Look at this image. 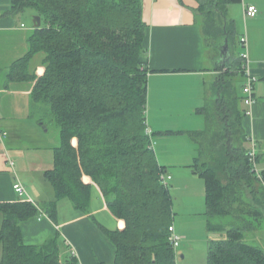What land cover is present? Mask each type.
Segmentation results:
<instances>
[{
	"label": "trees",
	"instance_id": "trees-1",
	"mask_svg": "<svg viewBox=\"0 0 264 264\" xmlns=\"http://www.w3.org/2000/svg\"><path fill=\"white\" fill-rule=\"evenodd\" d=\"M5 14L17 17L27 10L41 24L28 38L25 55L14 61L8 77L30 80L31 105H40L59 132L53 166L45 177L54 190L46 214L55 220V204L68 197L88 211L89 176L101 189L110 211L123 219L121 230L106 231L116 247L114 264H177L169 242L172 200L154 151L145 135L148 67L143 59L146 24L142 0H10ZM204 34L233 39L234 21L213 24V9L227 18L229 5L241 0H197ZM43 53L41 75L30 73L32 56ZM239 55L230 57L214 83L211 129L194 132L198 156L192 165L205 183V212L210 233L206 264H264V247L247 242L249 231L264 233V214L235 195L242 185L257 182L264 202V172L260 181L250 170L247 138L233 86L243 77ZM240 74V75H239ZM45 124V122H43ZM47 127V126H46ZM75 141V142H74ZM38 205L29 200L0 203L2 225L0 264H77L73 255L60 258L57 236L38 245L21 240L20 223L34 216ZM230 216L231 224H214ZM253 219V220H252ZM255 225V224H254Z\"/></svg>",
	"mask_w": 264,
	"mask_h": 264
},
{
	"label": "crops",
	"instance_id": "crops-1",
	"mask_svg": "<svg viewBox=\"0 0 264 264\" xmlns=\"http://www.w3.org/2000/svg\"><path fill=\"white\" fill-rule=\"evenodd\" d=\"M10 4V0H0V62H3L0 65V203L29 199L38 205L36 214L20 223L24 244L38 245L57 236L62 260L73 255L77 264H114L116 247L106 231L121 230L125 222L110 211L100 187L89 176L83 177L90 184L88 211L74 207L68 197H61L55 204V220L46 214V204L54 198V190L45 172L53 166L57 144L42 145L40 149L41 144L37 145L30 137L28 123L14 118L28 117L33 83L8 77V70L14 61L25 55L33 25L21 26L23 22L19 17L5 14ZM249 5L258 10L253 17L244 16V7ZM197 8V0H142V18L146 24L144 47L148 50L143 59L149 69L145 121L150 135L147 136L158 164L165 167L170 180H174L178 170H169L168 166H181L179 161L188 163L182 156L186 151L175 150L186 148L187 155L194 154L192 159L195 160L199 146L192 133L206 130L202 126L207 112L215 107L214 66L216 60H222L219 57L222 44L219 43L217 54L208 48L202 14ZM234 9V18L243 24L238 28L237 40L239 43L242 36L246 37L249 69L256 77L249 114L244 102V74L235 78L233 86L239 97L238 108L244 113L241 126L247 144L250 146L251 138L257 141L259 170L264 172V0H241ZM235 19L232 20L236 29ZM7 44L10 47L6 52ZM238 45L241 48L240 43ZM229 52L230 57L235 55ZM225 64L227 61L222 60L220 66ZM40 67L29 72L38 73ZM216 67L218 72V65ZM32 128L37 135L39 127ZM17 129L23 137L17 134ZM182 137L188 138V143L184 144ZM39 156H47L51 160L49 166L32 162ZM9 160L13 161V166ZM191 173H194L193 168ZM15 178L24 186L23 196L17 195L12 187ZM1 225L0 211V229ZM173 226L175 229V224ZM211 235V239L220 236L218 232ZM1 257L0 246V260Z\"/></svg>",
	"mask_w": 264,
	"mask_h": 264
},
{
	"label": "rangeland",
	"instance_id": "rangeland-1",
	"mask_svg": "<svg viewBox=\"0 0 264 264\" xmlns=\"http://www.w3.org/2000/svg\"><path fill=\"white\" fill-rule=\"evenodd\" d=\"M238 3H233L228 6L227 11L225 13V17L221 16L220 12H216L213 9V24L214 25H222V23L225 21H228V19H235V9L233 11L234 6H236ZM34 14L32 13V10H27L23 14H19L17 18L19 17V21L23 22L21 26H24L27 24L28 26L33 25L32 24V16ZM36 15V14H35ZM236 29L234 28V37L233 39H227L226 38V44L228 46L229 51H233L235 55H239L242 51V47H239V43L237 40L238 34L240 30L238 29L239 26L242 28L240 19H235ZM201 23L202 19H201ZM235 27V26H234ZM236 30V31H235ZM244 31V30H243ZM206 40L208 44V48H211L213 52L218 53V46L215 44L217 41L212 36L206 35ZM219 43L223 44L225 38L220 37L218 38ZM233 43V44H232ZM10 44L6 45V52L9 49ZM2 49L5 48L4 44L1 46ZM8 48V49H7ZM11 51V50H10ZM232 53V52H231ZM232 53V55H233ZM233 55V56H235ZM44 58L43 53H36L32 56V60H30L28 69H34L35 67H40V70L37 75H41L44 69L42 60ZM222 60L217 61L214 66V74L215 78L219 76L221 73L219 70L217 72V65H220ZM3 62H0V65L2 66ZM241 65V64H240ZM240 75V74H239ZM33 83V82H32ZM207 114L212 115L213 109L210 108ZM15 119L24 120L28 123L29 129L31 131L30 137L36 140V144H41L40 149L43 147L42 145L47 144H58L59 143V132L57 127L54 125L53 121L51 120L50 115L48 114V111L45 110L43 107H40V105H31L29 104L28 108V117H14ZM45 122V124H43ZM208 122L207 118L204 120V126L205 129H211V123ZM33 127H39L37 130V135L34 133ZM47 126V127H46ZM146 126V124H145ZM146 127L144 130L145 135L146 134ZM29 133V132H28ZM17 134L21 137H23V133L21 130L17 129ZM148 137V136H147ZM179 138V137H178ZM188 138L182 137V142L184 144L188 143L186 140ZM149 140V148L152 149L150 138ZM189 140V139H188ZM40 141V142H39ZM75 142V141H74ZM37 144V145H38ZM250 147V146H249ZM190 148V147H189ZM44 152V150H42ZM176 152H182L186 151V155H182L184 159H188V163L186 161L179 163L181 166L185 164H190V166H168L167 168L169 170H178L177 173H175L174 180H168L167 183H169L168 188L171 195L172 200V211H173V225L175 224V227L177 230L175 232L180 236L179 245L175 248V253L177 254V264H206L207 262V256H208V243L211 240V233L207 229V217L204 215V209H205V183L204 179L196 173H191L192 165H194L195 161L192 155H187L188 149H176ZM157 158L158 155L156 154ZM47 159V160H46ZM35 164H41L43 166H49L51 160L47 156L42 157L39 156L37 160L32 161ZM185 163V164H184ZM192 163V164H191ZM256 166L258 169H260L259 166L261 164L257 161ZM184 170V171H183ZM175 171V172H176ZM171 184V185H170ZM264 184V183H263ZM264 186V185H263ZM235 195L238 199L247 202L255 207H257L260 211H263L264 209V202L261 197V193L259 190V186L257 182H254L251 186L242 185L240 188L236 189ZM253 220V219H252ZM212 223L214 224H231V218L230 216L225 217H215L212 220ZM264 223V214L262 217H260L258 220L256 219L253 221V226H260ZM255 224V225H254ZM175 228V229H176ZM219 235H221V232H218ZM246 240L249 243L255 244V245H261L263 247L264 245V233L261 232L259 229L258 231H249L246 234Z\"/></svg>",
	"mask_w": 264,
	"mask_h": 264
},
{
	"label": "built area",
	"instance_id": "built-area-1",
	"mask_svg": "<svg viewBox=\"0 0 264 264\" xmlns=\"http://www.w3.org/2000/svg\"><path fill=\"white\" fill-rule=\"evenodd\" d=\"M257 12H258V10H257L256 6H254V5H249V6L244 7V16L245 17H253L257 14ZM239 43H240L241 47L243 48L239 54V57L242 61L241 69L243 71L244 80H245V83L243 85V92L245 94L244 102H245V105L247 106L246 114H249L250 113L249 106L254 101V83L256 82V77L250 73L246 37L242 36L239 40ZM146 134L148 136L150 135V131L148 129H146ZM256 148H257V141L254 138H251L250 139V147L248 150L249 161H250V165H251L250 170L254 173V175L260 181H262L261 172L256 166V163H257V150H256ZM9 164H10V166H13V161L9 160ZM160 178L165 185H168L167 181L170 180L171 176L165 172H162V173H160ZM12 187H13V189L17 195L23 196L25 194L24 186L21 184V182L17 178H15L13 180ZM169 231H170V235H169L168 239H169L171 246L175 250V248L179 245L180 236L175 232L173 224H171L169 226Z\"/></svg>",
	"mask_w": 264,
	"mask_h": 264
},
{
	"label": "water",
	"instance_id": "water-1",
	"mask_svg": "<svg viewBox=\"0 0 264 264\" xmlns=\"http://www.w3.org/2000/svg\"><path fill=\"white\" fill-rule=\"evenodd\" d=\"M32 24L34 27H39L40 24H41V19H40V16L39 15H33L32 16ZM226 39L224 41V43L221 45L219 51H220V58L225 62V61H228L229 58H230V52H229V49H228V46L226 44Z\"/></svg>",
	"mask_w": 264,
	"mask_h": 264
}]
</instances>
